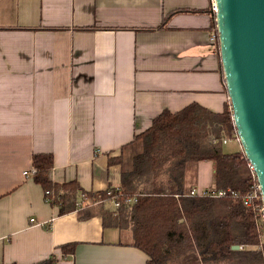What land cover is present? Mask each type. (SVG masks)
Wrapping results in <instances>:
<instances>
[{
	"label": "crops",
	"instance_id": "1",
	"mask_svg": "<svg viewBox=\"0 0 264 264\" xmlns=\"http://www.w3.org/2000/svg\"><path fill=\"white\" fill-rule=\"evenodd\" d=\"M211 4L0 0V264H147L98 206L59 214L32 158L53 156V182L106 190L127 169L126 145L161 112L193 103L223 111ZM213 171L200 161L193 188H210Z\"/></svg>",
	"mask_w": 264,
	"mask_h": 264
},
{
	"label": "trees",
	"instance_id": "2",
	"mask_svg": "<svg viewBox=\"0 0 264 264\" xmlns=\"http://www.w3.org/2000/svg\"><path fill=\"white\" fill-rule=\"evenodd\" d=\"M210 9L216 27L212 4ZM216 46L220 52L219 40ZM236 136L230 99L221 112L193 103L161 112L135 135L126 147L138 148L118 186L86 191L76 181L53 182L48 177L53 166L49 153L33 155L34 180L49 190L48 198L59 214L77 209L79 203L98 206L104 224L122 229L125 243L148 255L147 264H264L262 199L245 203L258 184L257 177L243 149L227 152L222 141ZM203 160L214 165L209 191L224 194H190ZM122 161L123 155L110 158L112 163ZM132 196L137 200L124 202ZM114 198L120 205H107ZM75 245H63V252H73Z\"/></svg>",
	"mask_w": 264,
	"mask_h": 264
},
{
	"label": "water",
	"instance_id": "3",
	"mask_svg": "<svg viewBox=\"0 0 264 264\" xmlns=\"http://www.w3.org/2000/svg\"><path fill=\"white\" fill-rule=\"evenodd\" d=\"M214 2L233 121L257 177L264 208V0Z\"/></svg>",
	"mask_w": 264,
	"mask_h": 264
},
{
	"label": "built area",
	"instance_id": "4",
	"mask_svg": "<svg viewBox=\"0 0 264 264\" xmlns=\"http://www.w3.org/2000/svg\"><path fill=\"white\" fill-rule=\"evenodd\" d=\"M212 8L214 11H216V7H215V2L214 0H212ZM211 40L213 43H216L217 44V41L219 40L218 38V30H217V25L216 27L212 30V33H211ZM237 141H239V138L238 136H236L235 138ZM230 139L227 138V137H223L222 141L223 143L225 144L226 142H228ZM252 168V166H251ZM30 173L31 174H35L36 173V168L33 167L32 169H30ZM255 175V173H254ZM190 194L191 195H199V196H203V195H211V196H220L222 194H224V191L223 190H218V191H209V189H204V190H197L196 188H192V190L190 191ZM254 197H257V198H261L262 199V195H261V192H260V188H259V184L255 185V190L253 191V193H251L245 200V203L246 204H252V199ZM137 198L136 196H132V197H125L124 198V202L127 203V204H131L133 203L134 201H136ZM114 206H119L120 205V200L119 199H113L111 201ZM264 210V208H263Z\"/></svg>",
	"mask_w": 264,
	"mask_h": 264
},
{
	"label": "rangeland",
	"instance_id": "5",
	"mask_svg": "<svg viewBox=\"0 0 264 264\" xmlns=\"http://www.w3.org/2000/svg\"><path fill=\"white\" fill-rule=\"evenodd\" d=\"M238 146V142L236 141V139H230L228 141V143L224 144V149L226 151H233L236 149V147ZM137 146H132L130 149H126L125 151V157L127 159L128 162H126V165L128 166V163L131 161V155L137 150Z\"/></svg>",
	"mask_w": 264,
	"mask_h": 264
}]
</instances>
